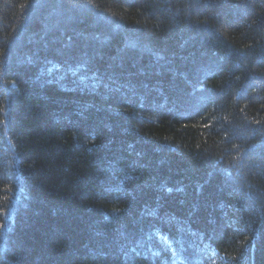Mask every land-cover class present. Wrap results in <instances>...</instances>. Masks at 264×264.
I'll list each match as a JSON object with an SVG mask.
<instances>
[{"label":"trees","instance_id":"trees-1","mask_svg":"<svg viewBox=\"0 0 264 264\" xmlns=\"http://www.w3.org/2000/svg\"><path fill=\"white\" fill-rule=\"evenodd\" d=\"M0 264H264V0H0Z\"/></svg>","mask_w":264,"mask_h":264}]
</instances>
